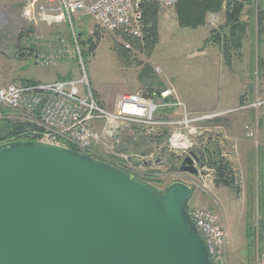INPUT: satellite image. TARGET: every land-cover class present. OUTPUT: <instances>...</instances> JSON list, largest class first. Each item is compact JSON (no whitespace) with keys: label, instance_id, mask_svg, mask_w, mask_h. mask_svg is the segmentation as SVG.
Returning <instances> with one entry per match:
<instances>
[{"label":"water","instance_id":"1","mask_svg":"<svg viewBox=\"0 0 264 264\" xmlns=\"http://www.w3.org/2000/svg\"><path fill=\"white\" fill-rule=\"evenodd\" d=\"M190 151L178 172L199 178ZM193 190L156 187L66 147L0 144V264H215L190 218Z\"/></svg>","mask_w":264,"mask_h":264},{"label":"built area","instance_id":"2","mask_svg":"<svg viewBox=\"0 0 264 264\" xmlns=\"http://www.w3.org/2000/svg\"><path fill=\"white\" fill-rule=\"evenodd\" d=\"M175 1L177 0H26L21 8V17L29 28L36 27L37 19L51 18L56 24L66 25L71 30V36L67 40L70 46L63 39L56 38L50 50L48 45L36 55V64L43 68L53 67L66 53L65 50L69 49V54L76 59L80 76L49 83H12L0 87V120L28 124L30 129L10 141L31 140L60 147L74 146L85 154L103 153L127 161L126 156L120 152L122 139L138 129L144 137L165 136L163 156L169 154L177 161L196 148V140L203 131L206 134H221L225 138L220 120L237 112L251 110L257 113L264 108V98H257L235 108L193 113L180 101L171 86L150 95L124 94L119 97L113 110L98 102L76 39L73 18H90L99 30L107 33L130 31V36L142 38L143 7L149 4L170 7ZM215 21V15L208 16V24ZM162 110H172L174 114L161 116L159 112ZM243 135L257 145V131L252 125L243 127ZM98 145L102 149L96 153L94 148ZM146 159L150 165L156 157L151 153ZM125 166L128 168L131 164L127 162ZM196 180L201 181L202 177L199 176L190 184L197 186ZM190 218L205 240L211 260L215 264H221L227 245L226 233L215 213L205 207L191 208ZM259 258L260 263L264 264V245Z\"/></svg>","mask_w":264,"mask_h":264},{"label":"rangeland","instance_id":"3","mask_svg":"<svg viewBox=\"0 0 264 264\" xmlns=\"http://www.w3.org/2000/svg\"><path fill=\"white\" fill-rule=\"evenodd\" d=\"M239 1L241 2V0ZM246 3H249L248 5H252L255 13H257L255 27L257 39L254 45L256 46L257 51H259L260 46L264 45L262 44L264 43V0H247ZM260 11L262 12L260 13ZM212 14L216 16V21L215 23L208 24V27L210 32H216L219 31V28L224 24V21L222 22V18L219 14ZM20 18L23 20V24L21 25L17 34L13 35V33H16V28H11L4 41H0V87H4L12 83L21 84L23 83L24 79H31L35 80V82L40 81L47 83L52 81L55 77H58V80H61V77L79 78L80 73L77 69L76 59L69 54V49L65 50L66 53L62 56L57 65L49 68H43L37 65L36 51H34V53L29 51L31 48L34 50L40 49L42 51L48 45L54 44L56 38L63 39L64 42L70 46V44L67 43V40H69L68 37L71 36L70 28L66 25L56 24L55 20L51 18L46 20L37 19L35 28H28L29 31L23 32L26 29L25 27L28 26L26 21L21 17V11ZM258 18L261 19L260 27H258ZM73 28L76 34L82 33L84 31H87L88 35L90 36L93 35L95 31L100 33L101 39L99 40L95 52L83 61L87 70L92 91L96 94L98 99L101 101L103 100L102 102L107 108L111 110L114 109L118 95L120 97L124 95V93H140L138 92V89L139 87H142V81H139V75L145 66L146 68H152V65H150L151 67H148L150 63L152 64V60L149 61L152 55L149 58L146 57L143 52H140L133 45H130V43L125 40V38L142 40L143 37L134 38L129 35L131 34L130 31H121L120 33L104 32L99 30L93 21L87 17L75 16L73 18ZM96 28L97 30H95ZM258 28H260V35H258ZM76 39L78 41V38ZM113 44L120 47L122 50L126 49V46H129V49H126L125 52L123 51L125 56H127L125 60L121 61L117 59V55L112 49ZM212 44L215 45V47L221 52L223 46L214 43ZM21 49H23V52H25L24 56H19ZM28 54L31 55L28 56ZM232 61L233 64H235L233 65L235 67L237 65L239 66V63L242 62H240L239 59L232 58L229 68L232 67ZM61 65L69 66L66 76H61V74L55 71V68ZM254 75L255 76L251 78V76L245 74V71L242 74H227L225 70L224 72L221 71L220 74L217 66H210L205 69L200 76H198L196 80V87L202 90L205 88L204 82H207V78H212L213 85L211 88L214 87V91L217 94L219 93V88L223 93H226V89L229 88L235 92L238 91V93H240L242 96L249 95L251 91L254 93V95H256L255 99L264 98V74H262V72L258 73L257 71ZM145 90L146 92L143 93H147L149 95L153 93L152 89ZM247 103L250 102L242 104L239 103L237 106L245 105ZM233 115H235V118H237V120L234 122V125L237 127L235 128L236 130H241L243 133V127L245 125H252L254 128H256L258 149H264V108L260 109L257 113L255 111L247 110L244 112H237ZM139 137H144V135L142 131L138 129L132 134L129 133L126 135V141H124L123 146L129 139L133 141V139H137ZM149 137L152 138V136L145 138ZM161 138L163 141L159 143H150L149 140H144V145L139 147H132V141L127 142L124 150L126 152V158L130 160L131 164V166L127 168V171L138 177L141 176L142 178L146 179L147 182L149 181L150 184L159 188H164L174 181H184L187 185L194 188L196 192H200L202 195H204L206 204L212 208L214 189L218 187L216 181L217 177L214 174L212 168L206 167L203 170H199V174L200 177H202L203 182L202 180H196L197 186H193L190 184L193 180H195L192 176L188 174H178L175 171L170 172L167 165L170 162L168 159L172 158L175 163L174 167L176 166L177 168L179 166V161H176L173 156H168L169 154H167V156H163L164 151L162 147L166 138L165 136H162ZM212 139L213 134H206L203 131V134L196 140V148L194 151L203 153L202 150L207 147L211 152H213V147L211 144ZM150 144L153 146H150ZM101 149L102 147L98 145L94 148V152L99 153ZM150 150L152 151L148 152ZM151 153L156 157V159L152 162V164L145 168L142 165V161H147L146 156ZM97 155L102 158L103 160H101L104 162H108V160L113 158L112 156L103 153ZM231 177L232 184L230 188H237L239 183L236 180L238 178L235 180L234 175ZM253 191L255 201L253 212L250 205H244L246 213L243 214L240 211L241 202L236 201V199H238L237 194L235 191H232V196L230 194L226 196L228 199L233 196L235 197V200H233L235 204L233 203L232 205V214H230V212L229 214H217L218 219H220L223 223H225L226 220L225 225L227 224L228 237L231 240V244H228L226 239L227 245L225 257L221 264H261L259 254L262 246L264 245V189L260 184L259 187L255 186ZM204 207L209 208L207 206Z\"/></svg>","mask_w":264,"mask_h":264},{"label":"crops","instance_id":"4","mask_svg":"<svg viewBox=\"0 0 264 264\" xmlns=\"http://www.w3.org/2000/svg\"><path fill=\"white\" fill-rule=\"evenodd\" d=\"M25 1L0 0V41H4L11 28H16V33H13V35H16L19 31L23 24V20L20 18V11ZM179 1L177 0L173 7H160L157 13L158 43L151 59H149V61L152 60V64L148 63V67L152 65V68H146L145 66L142 69L139 75L142 87H139L138 92L143 93L146 92L145 89H152L153 93H157L166 87L172 86L180 101L193 113H205L214 109H229L239 103L252 102L256 95L251 91L249 95L242 96L238 91L235 92L227 88V92L223 93L219 88V93L217 94L214 91V87L211 88L213 85L212 78H207V82H204L205 88L202 90L196 87L198 76L210 66H217L220 74L224 70L227 74H242L245 71V74H248L251 78L255 76L254 74L257 72L256 59L258 57L264 58V45L260 46L259 51L254 45L257 39L255 28L257 13H255L252 5H248L249 3L243 1L244 6L240 21L244 29L238 35L240 37L239 44L235 43L236 45H232L231 48V59L236 58L242 62L235 67L232 61V67L229 68V66L225 65L220 50L209 41L210 29L206 24V18L213 11L210 5H214L212 2L216 0H184L181 3ZM226 1L222 0L221 7L216 12L221 16L224 23ZM206 5L209 7L208 9ZM157 69H159V72ZM68 70V65H61L55 68V71L61 76H66ZM57 78L55 77L50 82L59 81V78ZM61 78V80L66 79L64 77ZM94 95L98 102L107 108L103 104V100L98 99L95 93ZM171 113L174 114L172 111H167L163 114L167 116ZM235 117V115H232L219 121V124L224 129L225 138L221 134L211 133L213 134L211 144L213 154L223 160L229 168L230 175H234L235 180L238 178L236 181H238L239 185L237 188L231 189L220 182L217 183L218 187L214 189L213 193L212 208L206 204L204 195L193 190L189 200L190 208L207 206L216 216L219 213L229 214L230 212L232 214V205L235 197L228 199L226 196L228 194L232 196L235 191L238 197L236 201L241 202L240 211L245 214L244 205H250L253 212V207H255L253 189L255 186L259 187L260 184L264 189V149H258L254 141L245 139L242 131L235 129L237 128L234 125L237 120ZM140 140L133 139L132 147L144 145V142ZM150 146L153 145L150 144ZM218 220L225 230L228 244H231V240L228 237L227 224L225 225L226 220L225 223L220 219Z\"/></svg>","mask_w":264,"mask_h":264},{"label":"trees","instance_id":"5","mask_svg":"<svg viewBox=\"0 0 264 264\" xmlns=\"http://www.w3.org/2000/svg\"><path fill=\"white\" fill-rule=\"evenodd\" d=\"M184 0H180L179 2L181 3ZM243 1L247 0H227L226 5H225V23L219 28V31H213L210 32L211 36L209 38V41L214 44H219L222 47L221 52H222V57L224 58V62L227 66H230L231 62V48L232 45H236L235 43L239 44V38L238 35L241 32L242 29H244L243 24L240 21V16L241 12L243 9ZM207 3V1H206ZM214 5H210L212 7V12L210 13H216L219 8L221 7L222 0H216L212 2ZM177 5V4H176ZM206 8L208 9L209 7ZM159 6L156 4H149L145 5L143 7V23H144V30H143V35H142V40H133L130 38H125L127 42L130 43V45H133L137 50L140 52H143L146 57H150L158 43V27H157V13L159 11ZM205 10V9H203ZM262 11H260L261 13ZM260 17V15H259ZM261 26V19L258 18V27ZM26 29L23 32L29 31V27H25ZM28 29V30H27ZM97 30V28L95 29ZM94 30V31H95ZM227 30V32H226ZM22 32V33H23ZM28 33V32H27ZM260 28H258V35H260ZM22 35V34H21ZM123 35V34H121ZM124 37V36H123ZM77 38L80 44L81 48V55L82 59H86L90 55H92L95 52V49L99 43V40L101 39L100 33L98 31H95L93 35H88L87 31H84L82 33L77 34ZM113 51L117 55V59L123 61L127 58L123 51L125 52L126 49H121L120 47L116 46L115 44L112 45ZM29 51L33 52L36 51L39 52L41 51L40 49H30ZM25 52H23V49H21V52L19 56H24ZM31 54H28L30 56ZM257 71L258 73L262 72L264 74V58H259L257 59ZM38 82H35L33 80H23V84H36ZM30 130L28 124L24 123H18V122H13L7 119H2L0 120V144L8 142L13 139H17L19 136L23 135L26 131ZM144 141V140H149L150 143H159L162 142V138H145V137H139L135 138V140ZM124 141H126V137L124 138ZM128 141H132L129 139ZM126 145L121 147V150H124V147ZM68 148L81 152L77 147L74 146H68ZM125 151V150H124ZM151 151V150H150ZM202 152H195L200 160L203 162L204 167H210L214 171L216 177H217V183H221L224 186L230 187L232 184V177L230 175L229 168L226 166V164L223 162L222 159H220L218 156L213 154L207 147L204 148ZM149 152V151H148ZM89 156H92L93 158H96L97 156L89 154ZM170 162L167 164L169 167L170 172H177L178 168L175 166L174 167V161L172 158L168 159ZM110 164L117 166L123 170L127 171L124 168V161L121 159H111ZM141 178V177H140ZM145 181H147L144 178H141ZM149 182V181H148Z\"/></svg>","mask_w":264,"mask_h":264},{"label":"bare ground","instance_id":"6","mask_svg":"<svg viewBox=\"0 0 264 264\" xmlns=\"http://www.w3.org/2000/svg\"><path fill=\"white\" fill-rule=\"evenodd\" d=\"M50 46L51 45H49L47 48L50 50ZM42 51H44V50H42ZM39 52H41V51H39ZM39 52H37V54L39 53ZM91 85V84H90ZM121 97V96H120ZM119 99V96H118V98L116 99V102H117V100ZM116 102H115V105H116Z\"/></svg>","mask_w":264,"mask_h":264}]
</instances>
